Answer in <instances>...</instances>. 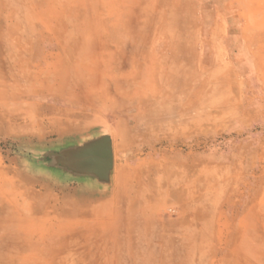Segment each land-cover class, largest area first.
<instances>
[{
	"label": "crops",
	"instance_id": "1",
	"mask_svg": "<svg viewBox=\"0 0 264 264\" xmlns=\"http://www.w3.org/2000/svg\"><path fill=\"white\" fill-rule=\"evenodd\" d=\"M245 6V32L231 31L230 40L244 39L240 46L248 50L254 17L248 0ZM261 19L264 25V10ZM223 24L219 11L207 15L205 0H37L36 34L20 52L28 55L27 67L29 56L37 57L38 74L13 84L12 72L21 67H15L6 37L0 112L24 119L22 132L37 141L23 146L25 153L56 152L106 134L112 163L107 180L40 154L23 156L20 174L6 164L0 175V264H45L49 249L61 255V264L83 246L90 255L100 250L106 264L111 252L120 258L127 248L185 245L190 224L174 223L183 215L155 208L159 199L172 198V184L191 183L194 176L179 175L176 169L190 163L157 155V143L206 131L204 113L198 108L192 115L190 108V88L206 84L191 83L190 74L199 77L207 62L221 67L223 51L239 47L227 43ZM193 166L197 182L205 184V162ZM197 219L192 241L199 247ZM50 242H65V253Z\"/></svg>",
	"mask_w": 264,
	"mask_h": 264
},
{
	"label": "rangeland",
	"instance_id": "2",
	"mask_svg": "<svg viewBox=\"0 0 264 264\" xmlns=\"http://www.w3.org/2000/svg\"><path fill=\"white\" fill-rule=\"evenodd\" d=\"M205 1L208 16L217 11L223 15L222 31L227 33V43L237 42L239 47H227L223 51L221 67H210L207 62L199 77L190 74L191 83L204 80L206 84L204 88H190V97L195 99L190 104L191 114L196 115L198 108L204 113L206 131L157 143L161 149L157 155L190 163L189 168L176 170L179 175L194 176L192 182L172 184V198L159 199L155 208L162 214L183 215L174 223L190 224L191 231L186 232L189 240L181 248L169 247L166 241L157 247H140L135 252L127 248L120 258L111 252L106 264H264V25L261 19L264 0H248L254 17L249 25L253 36L248 50L243 47L244 39L243 46L240 40H230L231 31L245 32L247 0ZM233 14L236 18L231 20ZM36 30L37 0H0V47L6 37L11 38L15 67H21L20 71L12 72L10 79L14 85L38 74L37 57L29 56L27 67L28 55L20 52L23 47H31ZM4 70L5 65H0V81ZM83 74L79 73V77ZM23 120L21 115L0 112V175L5 173L2 171L6 164L19 173L17 165L23 156L39 155L21 149L33 147L37 142L22 132ZM199 160L206 165L205 184L197 182L199 170L193 165ZM197 214L202 223L199 247L194 245L197 241H192ZM64 243L58 246L57 242H50L48 247L58 246L65 253L64 246L61 247ZM77 252V256L67 254L61 264H105L98 255L100 250L90 255L83 246ZM45 254V264H60L57 257L61 255L50 249Z\"/></svg>",
	"mask_w": 264,
	"mask_h": 264
},
{
	"label": "water",
	"instance_id": "3",
	"mask_svg": "<svg viewBox=\"0 0 264 264\" xmlns=\"http://www.w3.org/2000/svg\"><path fill=\"white\" fill-rule=\"evenodd\" d=\"M83 152L87 155L84 154L83 157H80ZM40 156H47L50 162L61 167H72L71 170L76 172L82 170L81 173H93L100 178L104 177V180H107L111 170V144L109 136L106 134L89 136L77 144L62 146L56 152H41ZM81 162L83 165L80 164ZM77 166H83V168Z\"/></svg>",
	"mask_w": 264,
	"mask_h": 264
},
{
	"label": "bare ground",
	"instance_id": "4",
	"mask_svg": "<svg viewBox=\"0 0 264 264\" xmlns=\"http://www.w3.org/2000/svg\"><path fill=\"white\" fill-rule=\"evenodd\" d=\"M46 152H47V151H46ZM39 154H40V153H39ZM84 154H86V155H87V153H84V152H83V153L80 155V157H83V155H84ZM84 158H86V157L84 156ZM80 164H81V165H83V163H82V162H81Z\"/></svg>",
	"mask_w": 264,
	"mask_h": 264
}]
</instances>
